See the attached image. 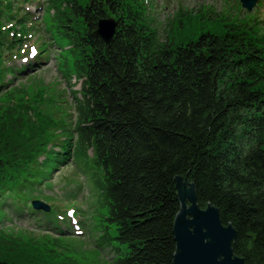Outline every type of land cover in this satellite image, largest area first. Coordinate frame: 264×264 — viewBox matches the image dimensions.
I'll return each mask as SVG.
<instances>
[{
    "label": "trees",
    "instance_id": "obj_1",
    "mask_svg": "<svg viewBox=\"0 0 264 264\" xmlns=\"http://www.w3.org/2000/svg\"><path fill=\"white\" fill-rule=\"evenodd\" d=\"M50 6L51 29L71 45L73 74L82 81L73 93L76 120L61 122L52 136L64 140L52 143L58 151L43 152V162L0 139V213H23L18 203L32 200L29 192L73 161L93 203L106 211L98 247L111 249L113 263L173 264L175 179L182 177L195 186L201 208L217 207L224 225L236 229V256L264 264V36L231 23L162 41L139 0ZM107 19L116 22L109 42L98 34ZM2 38L0 32V93L14 85L3 80L20 76L6 66ZM0 135L10 132L0 128ZM43 217L74 235L69 224L65 230L57 218ZM0 264L11 263L0 258Z\"/></svg>",
    "mask_w": 264,
    "mask_h": 264
},
{
    "label": "rangeland",
    "instance_id": "obj_2",
    "mask_svg": "<svg viewBox=\"0 0 264 264\" xmlns=\"http://www.w3.org/2000/svg\"><path fill=\"white\" fill-rule=\"evenodd\" d=\"M37 2L44 3L42 9H38ZM64 2L34 0L24 6L37 16L38 23L44 21V26L37 29L46 38L47 44H51L45 50V53H49L48 60L40 68L21 76L15 85L0 94V128L10 132L8 136L0 135V139L14 141L21 154L37 159L40 157L39 161L45 159L44 149L61 122L65 119L67 125L75 123L76 95L73 93L80 91L82 82L73 74L76 59L69 51L71 45L51 29L50 5L61 6ZM145 3L148 14L155 18L154 26L159 30L162 41L175 38L182 41L203 27L223 31L222 27L231 23L264 26L261 24L264 0H258L250 13L242 9L239 0H145ZM209 20L217 21V24L208 23ZM48 30L54 34L52 39V33ZM261 32L258 29V34ZM39 37L29 40L40 46ZM75 165L70 161L58 168L42 184L41 193L32 192H35L34 198H55L75 210L81 226L86 222L82 228L87 233L78 237L59 233L43 217L42 209L52 206L49 200L40 199L42 201L37 207L41 211L34 210L33 200H29V208L21 214L9 212V218L6 214H0V258H5L11 264H114L116 255L111 249L104 251L98 247L108 223L103 220L106 211L93 203L91 192L88 193L90 187L88 184L85 186L86 176ZM81 169L84 170L83 163ZM45 214L50 216L49 213ZM111 232L115 234V229L112 228ZM112 243L117 244L115 240ZM8 244L15 246L14 251L1 249Z\"/></svg>",
    "mask_w": 264,
    "mask_h": 264
},
{
    "label": "water",
    "instance_id": "obj_3",
    "mask_svg": "<svg viewBox=\"0 0 264 264\" xmlns=\"http://www.w3.org/2000/svg\"><path fill=\"white\" fill-rule=\"evenodd\" d=\"M242 2L249 10L255 5L254 0ZM115 28L113 19L104 20L99 24L98 34L105 41H112ZM175 182L180 211L173 225L176 242L173 264H246L234 252L238 232L231 224L224 225L220 210L212 205L201 208L195 186L188 179L177 177ZM37 205L36 202L35 207L40 209Z\"/></svg>",
    "mask_w": 264,
    "mask_h": 264
},
{
    "label": "bare ground",
    "instance_id": "obj_4",
    "mask_svg": "<svg viewBox=\"0 0 264 264\" xmlns=\"http://www.w3.org/2000/svg\"><path fill=\"white\" fill-rule=\"evenodd\" d=\"M108 29V28H107ZM105 31V30H104Z\"/></svg>",
    "mask_w": 264,
    "mask_h": 264
}]
</instances>
